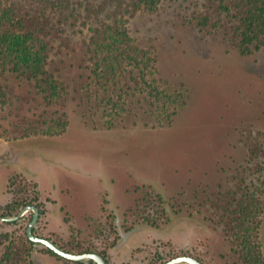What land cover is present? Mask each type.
Listing matches in <instances>:
<instances>
[{"label": "rangeland", "instance_id": "obj_1", "mask_svg": "<svg viewBox=\"0 0 264 264\" xmlns=\"http://www.w3.org/2000/svg\"><path fill=\"white\" fill-rule=\"evenodd\" d=\"M78 1L82 2V10L88 3L96 5L94 10L100 5L105 8L91 14L83 28L58 26L66 33L51 37L52 44L58 45V38L63 37L78 41L91 25H109L117 19L118 25H125L135 45L151 50L156 56L155 85L162 95L186 93L187 103L167 125V114L177 106H170L167 101L171 100L165 98L158 102L136 94L123 102L139 113L145 112L141 120L134 119L137 126H132L133 120H129L125 126L119 123L106 128L101 125L102 111L94 108L91 112L95 120H90L99 122L97 130L81 125L74 105L68 104L69 119L74 117L78 121L72 118L64 134L12 143L0 140V202L5 199L2 189L7 177L19 173L34 179L43 194L65 204L75 214L94 207L104 191L112 194L114 199L125 203L110 206L111 213L118 215L125 227L136 219L132 215L137 214V209L131 210L142 199L146 214L165 207L172 215V208L183 204H186L183 210L190 212L187 206L203 204L208 196L211 201L220 197L223 204L235 191L242 169L254 172L257 162L252 160L248 165L246 145L258 135L264 137V45L258 52L242 56L220 41L203 37L182 16L175 19L164 7L154 12L142 9L133 12L116 9L107 0ZM81 14L80 19L86 16L84 11ZM80 73L84 74L66 66L65 80H73ZM142 75H147V68ZM125 81L133 87L129 77ZM124 87L114 85L111 90L116 89L119 94ZM128 92L129 89L125 93ZM183 98L176 100L181 103L185 101ZM252 175L247 181L255 179L256 175ZM144 181L162 184L163 188H157L156 184L130 187ZM22 185L21 182L18 187ZM199 209L205 215L207 204ZM186 216L184 211L180 217ZM113 226L110 215L107 225L98 226L95 237L110 244L115 237ZM75 234L76 231L71 234L74 239ZM132 235L130 242L155 239L159 233L143 227ZM57 239L62 244L68 241L65 237ZM164 246L156 242L143 247L146 252L138 264H158L162 258L166 261L173 257L172 248ZM199 255L211 264L206 255L200 252Z\"/></svg>", "mask_w": 264, "mask_h": 264}, {"label": "trees", "instance_id": "obj_2", "mask_svg": "<svg viewBox=\"0 0 264 264\" xmlns=\"http://www.w3.org/2000/svg\"><path fill=\"white\" fill-rule=\"evenodd\" d=\"M107 1L114 8L127 11L142 9L154 12L164 7L173 18L182 16L203 37L220 41L236 49L242 56L258 52L264 45V0ZM95 7L93 3H88L82 10V2L78 0H0V121H5L8 117L16 119L11 129H5L0 124V138L18 140L64 133L67 127L66 114L59 109L65 106L71 94H79V91L80 106L86 104L88 107L89 102H92L95 110L102 111V118L111 120L118 117L117 111L119 107L123 109L122 103L116 98V89L111 90V87L120 82L123 64L128 63L127 61L131 62L132 68L124 72L129 75V81L133 82L128 96L143 94L146 97L153 96L158 101L163 98L171 100L169 96L162 95L155 85L157 81L152 77L154 60L147 51L133 44L125 25H118L120 22L117 19L109 25H91L86 30L87 34H83L80 45L85 51L82 54L89 55L91 65L77 69L86 70L88 74L80 73L75 79L65 82L60 75L54 73L53 50L59 51L63 44L67 47L66 41L69 40L67 37L58 38L59 44L54 46L51 37L66 33L61 32L58 26H87L86 19L105 8L100 5L94 10ZM83 11L86 16L80 19ZM115 15L113 12L112 16ZM67 31L73 32L69 29ZM72 52L75 53L76 50L73 49ZM144 60L145 68L148 69L145 76L138 70L140 62ZM10 79L19 82L18 89L31 85L34 90L33 94H30L29 89L20 91H26L22 106H13L11 99L15 98L17 101V93L20 92L9 85ZM140 80L144 82L146 89L138 87ZM71 100L75 101L76 98L72 96ZM186 103V100L181 102L179 108ZM5 104L10 108L6 109ZM175 112L173 110L171 114L174 115ZM111 126L113 125L109 127ZM246 146L249 150L248 165L252 160L257 162L254 172L248 168L242 169L235 191L227 196L228 199L217 210L222 211L225 230L232 232L233 243L239 247L244 263L264 264L257 241V231L264 216V137L258 135ZM259 159L262 161H257ZM252 174L256 175L255 179L247 181V177ZM1 236L8 239V235ZM26 241L31 244L29 240ZM11 245L12 243L6 247L0 263L33 264L28 258L29 250L26 258H19Z\"/></svg>", "mask_w": 264, "mask_h": 264}, {"label": "flooded vegetation", "instance_id": "obj_3", "mask_svg": "<svg viewBox=\"0 0 264 264\" xmlns=\"http://www.w3.org/2000/svg\"><path fill=\"white\" fill-rule=\"evenodd\" d=\"M80 42L81 39L75 42L71 41L73 45V47H71L69 40V42L66 41L67 47H65L63 44V46L59 48V51L53 50V53L54 51L56 52L54 53L52 58L54 61L53 64L54 73L56 75H60L61 79L65 82H69V80L68 79L65 80L64 77V71L66 66L68 67L72 66L73 68H78V67H84L86 65H91V63L88 61L89 55L87 54V56H84V54H82L85 50L81 48ZM138 48L142 49L140 47ZM73 49L76 50L75 53L72 52ZM142 50L147 51L149 57L154 60L152 64L154 66V72H153L154 75H152V77L155 78L156 70H157V63H156L157 58L151 52V50H146V49H142ZM82 59L84 60V62ZM127 62H128L127 64L126 63L123 64L124 71H128L129 69L132 68L130 64L131 62L130 61ZM145 65H146L145 60L143 62H140L138 66V70L139 71L145 70ZM82 71L84 74H88V71L86 70H82ZM124 71L122 72V75L119 77L120 82L118 83V85L122 84V86L125 87L122 91H120L119 94H117L118 91H116V95H117L116 98L120 103H122L123 109L119 107L117 111L118 117L111 120H109L108 118H103V120L106 122L103 121V123H101V125H106V128L109 129H111L112 127L114 128V126L116 127L117 124L119 123H122L123 126H125V124L129 122V120H133L132 126L135 127L137 126L138 123H136L134 119L141 120V118H143V115L145 114V112L143 111L142 113H139V111L134 109L133 106H126V103L123 102V100L127 97L132 98L128 96L129 95L128 93L130 91L128 93H125L129 89V84H127L125 81L129 77V75H127V73ZM83 82L86 83L87 81L86 82L83 81ZM88 82L90 81L88 80ZM94 82L97 81L94 80ZM8 83L14 89L16 88V91L18 92L24 89H29L30 94H33L34 90L31 85L30 87L26 86L24 89L23 87L22 89H18L17 87L19 82L16 81L15 79H10ZM138 87H143L146 89L144 82L142 80H140V84L138 85ZM106 89H108L107 86ZM25 92L26 91L17 93L19 95L17 101H15V98L11 99V101L13 102V106H19V104L20 105L24 104L25 98L23 96ZM177 92L176 95H169V97L171 98V103L174 105V107L177 105L178 106L173 109L176 111L174 115L171 114L173 110L167 114V121H166L167 125L170 124L173 118L178 115V111L182 110L184 107L181 106L179 108V105L181 103L180 101L178 102L175 99L181 96L182 98L184 97L183 98L184 100H186L187 94L179 93L178 95ZM80 94L81 91H79V94H71L69 96V100L65 103V106L63 108H60L59 111L65 112L66 114L65 120L67 122V127H68L69 121L72 118L73 119L75 118L71 117L69 119L66 108L68 104H73L75 108L74 112L79 116L81 121H78V119L75 120L87 128L91 126L92 130H97V127L99 126L97 123L99 122L97 121V123H94L93 121L90 120L94 118L93 113L91 112L94 109L93 103L89 102L88 107L86 106V104L84 105L81 104L80 106V102L78 100ZM72 96L76 98L75 101L71 100ZM175 96L176 98H174ZM150 98H153L154 100L158 101L153 96H151ZM4 107L6 109L10 108L8 104H5ZM54 109H57V107H55ZM1 115H4V113H2ZM15 123H16V119L12 117H8L5 121H0V124L5 129H11L12 126L15 125ZM111 124L113 126L109 127ZM60 135L30 136L28 138H23L18 140H12L2 137L0 138V140L5 141L6 143H12L18 141H26L30 138H55ZM20 179H22V181ZM21 182L23 185L21 188H19L18 186H20ZM152 184H156V183L144 181L134 184L130 187H137V185H152ZM155 186L157 188L158 187L163 188L162 184L161 185L156 184ZM145 194L146 196L147 195L149 196V194L147 193ZM2 195L4 196L5 199L2 202H0V260L6 250V247L12 243L14 247L13 248L14 252L18 253L19 258L21 257L26 258L27 250H29L28 258L32 261L33 264H95L91 260L80 261V262L66 260L54 254L51 250L43 248L42 246L36 245L33 242H31L27 235V227L31 223L35 215V212L32 209V207H35L37 208L38 216L32 225L31 232L33 236L51 241L53 244H55L57 247H59L60 249H62L67 253L76 254V255L97 254L104 259L106 264H138L140 262L139 261L140 257L142 256L143 253L146 252L142 248L147 247L150 243L152 245L153 243L156 242L164 243V245H166L164 246V248L170 246L172 248L173 253L175 254L173 257H171L166 261L163 258L160 259L158 264H165L171 259L181 256L191 257L197 260L200 264H207L205 262V258H200L199 252L202 253L204 256L206 255L208 257L207 260L210 261L211 264H245L243 258L239 254V247L237 246L236 243H233L234 239L232 237V232L225 230V226H224L225 223L223 224L222 222L225 221V219H222V211L217 210V207L223 205L221 203L220 197H217L216 199L211 201L210 196H208V198H206L205 201L206 203L204 202L203 204H197L194 207L187 206V209L190 210V212L187 210H183V208L186 207V204H183L179 207H174L172 208V215L168 214L165 207H163L160 211H157V213L146 214L145 211L146 207L141 205L142 203H144V199H142L136 205H134L133 208L135 209L132 208L131 210V212H133V210L137 209V214L134 212L132 215V217L136 219H134L129 224L128 227H125L123 221L121 223V219L119 218V216L116 214H114L115 215L114 216L113 213H111L112 209L110 208L111 205L115 207H117V205L121 206L122 204H125L124 201L120 202L114 199L112 194L109 195L108 192L104 191L103 193L100 194L101 198L99 202H101V208H100L99 218H97L94 221V223L91 225L92 229H88V226L82 221V216H81V214L84 212L85 209L80 210V212L77 214L73 213L72 211H70V209H68V207L65 204L58 203L53 198L49 197V195L43 194L40 191L37 182L31 177H25L19 173H13L9 175L2 189ZM218 196H220V194H218ZM206 204L208 210L207 213L203 215V211L200 210L199 208H204ZM210 209H213L212 214L210 213ZM184 211L187 213V216L180 217ZM217 212H220V215H218ZM110 215H112L113 221L115 223V226H113V234L115 237L110 244H105V240L103 238L97 239L95 237V232H97L98 226L104 224L107 225V220ZM47 216L50 219L54 218L55 221L50 222L49 220L48 222L46 220ZM170 216L176 217V220L172 221ZM58 217L62 218V222H60L62 232L55 233L52 232L51 230L49 231L50 228H47V225L48 226L51 225V227L56 226L58 224L57 223ZM263 217H262V222L257 231V241L260 244V252L264 259V230H263L264 218ZM117 218L120 220V228H121L120 231L118 230V226L116 222ZM23 224L24 227H22ZM143 227H148L150 229H153L156 233L158 232L159 235L157 236V238L149 239L147 241L136 240L130 242V238L133 236L132 235L133 232L135 230H140ZM178 227L180 228L184 227V229L188 230V236H190V234L194 235L192 244L186 249L177 248L176 246H173L172 241L170 239V237H172L175 242V239L184 237V235H182L183 234L182 231L177 230ZM231 227H233V225H231ZM75 231H76L75 234L76 239H74L71 235ZM167 234H171V235H167ZM1 235H8V239L3 238ZM57 236L65 237L68 239V241L65 244H62L61 242H59V239H57ZM26 239L31 242L30 245L27 243ZM79 239L80 240L83 239L84 241L82 242L78 241L79 243L75 241ZM0 264H7V263L2 262ZM181 264H185V263H181Z\"/></svg>", "mask_w": 264, "mask_h": 264}, {"label": "water", "instance_id": "obj_4", "mask_svg": "<svg viewBox=\"0 0 264 264\" xmlns=\"http://www.w3.org/2000/svg\"><path fill=\"white\" fill-rule=\"evenodd\" d=\"M30 208V207H29ZM32 209L35 212V215L31 221V223L28 225L27 227V235L28 238L31 242H33L36 245L42 246L43 248L49 249L51 250L54 254L58 255L59 257H62L66 260L69 261H75V262H80V261H88L91 260L93 261L95 264H106V262L104 261V259L97 255V254H80V255H76V254H71V253H67L65 251H63L62 249H60L59 247H57L55 244H53L51 241H48L46 239L43 238H38L32 235L31 229H32V225L35 222L36 218H37V208L32 207ZM117 226H118V230L120 231V220L117 218ZM181 263H185V264H200L197 260L191 258V257H186V256H181V257H176L174 259H171L170 261L166 262L165 264H181Z\"/></svg>", "mask_w": 264, "mask_h": 264}, {"label": "crops", "instance_id": "obj_5", "mask_svg": "<svg viewBox=\"0 0 264 264\" xmlns=\"http://www.w3.org/2000/svg\"><path fill=\"white\" fill-rule=\"evenodd\" d=\"M100 208H101V202H98L94 207H89L87 209L84 210V212L81 214L82 216V221L88 226V229H92L91 225L94 223V221L99 218V214H100ZM46 220L49 222L51 221H55L54 218L50 219L48 216L46 218ZM58 224L54 227H51V225H47V228H50L49 231L51 230L52 232L58 233V232H62V228H61V224L60 222H62V218L58 217ZM49 224V223H48ZM177 230L182 231V235H184V237L182 238H177L174 239L172 237H170L173 246H176L177 248H183L186 249L187 247H189L192 242H193V234H190V236H188V230L184 229V227L180 228L178 227ZM264 230V227H263ZM166 235V234H165ZM167 235H171V234H167Z\"/></svg>", "mask_w": 264, "mask_h": 264}]
</instances>
